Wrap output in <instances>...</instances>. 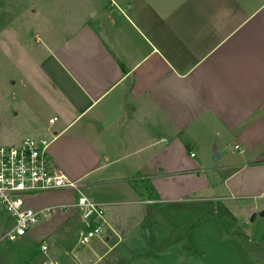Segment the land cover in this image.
I'll return each instance as SVG.
<instances>
[{
  "label": "crops",
  "instance_id": "1",
  "mask_svg": "<svg viewBox=\"0 0 264 264\" xmlns=\"http://www.w3.org/2000/svg\"><path fill=\"white\" fill-rule=\"evenodd\" d=\"M47 1L46 54L28 82L39 97L32 129L10 145L49 140L52 166L104 205L107 234L143 219L148 187L162 202L180 178L188 194L207 172L232 198L264 194V0ZM214 151L221 165L204 170ZM72 218L79 226L61 214L28 234ZM100 241L104 250L109 235ZM65 253L78 264L99 257Z\"/></svg>",
  "mask_w": 264,
  "mask_h": 264
},
{
  "label": "rangeland",
  "instance_id": "2",
  "mask_svg": "<svg viewBox=\"0 0 264 264\" xmlns=\"http://www.w3.org/2000/svg\"><path fill=\"white\" fill-rule=\"evenodd\" d=\"M48 3L0 0V146L15 143L32 129L29 109L36 111L38 96L28 82L39 75L37 65L46 54ZM51 5L57 7L58 14L59 4ZM37 37L40 43H36ZM239 160L233 154L228 162L237 164ZM220 165L219 161L210 162L203 169L210 171ZM228 173L223 170L218 176ZM205 175L195 185L200 190L189 194L185 189L191 183L180 178L176 181L178 189L168 193V199L162 202L151 199L156 196L148 187L143 219L128 227H118L117 234H106L109 242L102 245L104 250L95 245L102 243L97 238L87 248L76 247L79 228L76 218L55 223L48 232L35 237L27 234L15 240L2 238L10 225L7 214L0 210V264H41L46 259L39 252L42 242L48 246V255L60 264H78L66 251L99 253L98 258L86 260L85 264H264V217L258 215L262 210L252 212L254 205L264 208V197L232 198L223 186L214 189L212 173ZM217 183L220 185L221 181ZM77 196L70 194L66 199L45 195L40 201L69 203L66 200ZM253 213L257 216L250 222ZM49 220H41L33 228Z\"/></svg>",
  "mask_w": 264,
  "mask_h": 264
},
{
  "label": "built area",
  "instance_id": "3",
  "mask_svg": "<svg viewBox=\"0 0 264 264\" xmlns=\"http://www.w3.org/2000/svg\"><path fill=\"white\" fill-rule=\"evenodd\" d=\"M49 145L47 139L27 137L20 144L0 146V210L7 214L10 225L2 238L15 240L27 235L41 220L76 214L80 221L77 248L87 247L95 238L104 240L109 229L104 205L84 195L76 181L52 166ZM58 190H71L78 196L69 203L38 209L27 205V197L32 194ZM39 252L46 258L41 264H60L48 255L45 242L39 245Z\"/></svg>",
  "mask_w": 264,
  "mask_h": 264
},
{
  "label": "water",
  "instance_id": "4",
  "mask_svg": "<svg viewBox=\"0 0 264 264\" xmlns=\"http://www.w3.org/2000/svg\"><path fill=\"white\" fill-rule=\"evenodd\" d=\"M223 153V152H222ZM213 160L214 161H217L219 159V155L216 151L213 152ZM260 217H264V210L260 211L259 214H258ZM257 214L256 213H253L250 218H249V221L250 222H253L256 218Z\"/></svg>",
  "mask_w": 264,
  "mask_h": 264
}]
</instances>
